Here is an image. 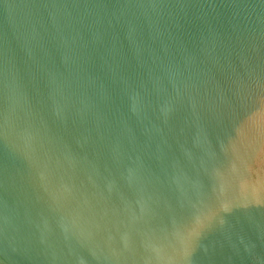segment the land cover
<instances>
[{
	"label": "water",
	"instance_id": "1",
	"mask_svg": "<svg viewBox=\"0 0 264 264\" xmlns=\"http://www.w3.org/2000/svg\"><path fill=\"white\" fill-rule=\"evenodd\" d=\"M0 264H264V0H0Z\"/></svg>",
	"mask_w": 264,
	"mask_h": 264
}]
</instances>
